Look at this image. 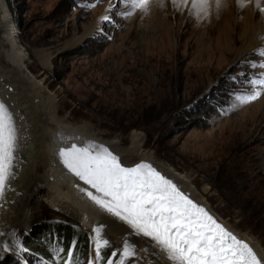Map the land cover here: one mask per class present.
I'll list each match as a JSON object with an SVG mask.
<instances>
[{
    "label": "rangeland",
    "instance_id": "rangeland-1",
    "mask_svg": "<svg viewBox=\"0 0 264 264\" xmlns=\"http://www.w3.org/2000/svg\"><path fill=\"white\" fill-rule=\"evenodd\" d=\"M241 1L220 0L217 7V0H206L193 9L190 0L167 9L163 0H148L146 8L131 10L122 0H7L11 9L0 0V54L10 50L5 37L12 32L28 72L55 98L60 120L123 149L150 150L190 179L219 223L228 222L264 250V90L249 83L264 68L250 66L262 59L256 50L235 61ZM262 11L264 0L255 8L257 16ZM39 52L48 55L47 69ZM0 65L6 68L3 58ZM257 90L255 100L236 99ZM43 219L87 230L39 198L12 264L24 253L34 256L32 264H46L34 255L41 243L31 237L34 222ZM145 242L142 264H171ZM119 251L115 244L102 247L103 259L95 264L121 259L113 256ZM57 257L49 264H67Z\"/></svg>",
    "mask_w": 264,
    "mask_h": 264
},
{
    "label": "bare ground",
    "instance_id": "bare-ground-1",
    "mask_svg": "<svg viewBox=\"0 0 264 264\" xmlns=\"http://www.w3.org/2000/svg\"><path fill=\"white\" fill-rule=\"evenodd\" d=\"M163 1L164 4L167 3V9L184 8L186 4L184 0H176V3L173 0ZM189 1L187 0V3ZM262 1L243 0L241 2L248 5L241 4V7H236V15L241 18L236 21L233 30L236 34H241L239 40L241 48L235 61L248 58L253 51L264 47V11L258 16L255 12L256 6L262 5ZM97 25L99 26V22ZM6 32L5 30V34ZM11 33L5 37L10 50L0 54V58L6 62V68L0 65V101H3L13 114L17 129V149L13 175L7 182L3 196H0V264H12L20 255L19 236L21 232L28 230L34 204L39 198L52 209L78 220L89 231L94 247L96 244L94 230L98 227L103 226L101 237L107 238L118 249L122 237L131 231L118 218L94 204L81 191V188L88 186L63 166L59 150L69 143L83 145L91 141L103 145L118 156L125 166L149 163L177 184L194 202L208 210L206 206L209 207V204L192 187L190 179L159 163L150 150L123 149L117 142L104 141L84 128L60 120L55 98L47 95L44 86L28 72L21 47L16 40L17 36L10 35ZM37 57L41 59V66L47 69L48 55L39 52ZM222 225L246 241L264 262V250L258 242L241 234L228 222ZM129 238L137 246V255L133 257L135 263H146L145 238L134 235ZM162 254L169 261L165 254ZM95 255L96 251L93 250L94 260Z\"/></svg>",
    "mask_w": 264,
    "mask_h": 264
},
{
    "label": "snow or ice",
    "instance_id": "snow-or-ice-1",
    "mask_svg": "<svg viewBox=\"0 0 264 264\" xmlns=\"http://www.w3.org/2000/svg\"><path fill=\"white\" fill-rule=\"evenodd\" d=\"M122 2L131 10L146 8L148 4V0ZM191 3L193 9H197L206 0H191ZM219 5L220 0H217V7ZM122 15L129 16L131 11ZM256 52L262 59L250 66L264 68V47ZM249 83L253 88L264 90V72L253 75ZM260 90L251 95L238 94L236 99L241 103L250 102L259 97ZM16 149L15 120L7 105L0 101V196L13 175ZM59 157L67 171L88 186L81 191L131 230L122 237L119 253H113L121 259H109L107 264H128L137 255V246L129 238L133 235L150 240L151 249L164 253L171 264H264L246 241L219 223L151 164L125 166L108 148L91 141L83 145L69 143L59 150ZM94 231L93 264L103 259L101 248L111 246L107 238L101 237L103 226ZM68 264H79V261L70 259Z\"/></svg>",
    "mask_w": 264,
    "mask_h": 264
},
{
    "label": "trees",
    "instance_id": "trees-1",
    "mask_svg": "<svg viewBox=\"0 0 264 264\" xmlns=\"http://www.w3.org/2000/svg\"><path fill=\"white\" fill-rule=\"evenodd\" d=\"M6 5L11 9V5ZM35 230L31 232V237L41 243L40 247L34 248V255L41 257L44 262L54 261V257L58 255V261H67L75 259L79 264H88L90 260V241L85 231L78 228L77 223L67 220L54 221L45 220L34 222ZM71 253V257L69 256ZM111 250L104 254V258H108ZM25 259L32 263L34 256L25 255Z\"/></svg>",
    "mask_w": 264,
    "mask_h": 264
}]
</instances>
